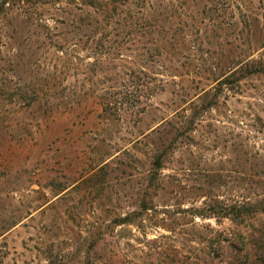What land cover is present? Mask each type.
Masks as SVG:
<instances>
[{"label": "rangeland", "instance_id": "374dc122", "mask_svg": "<svg viewBox=\"0 0 264 264\" xmlns=\"http://www.w3.org/2000/svg\"><path fill=\"white\" fill-rule=\"evenodd\" d=\"M158 2L177 12L178 28L194 29L162 45L165 67L155 64L142 102L107 120L94 97L134 75L65 68L94 61L100 0H0V264L253 257L264 227V0ZM116 35L112 52L129 73L155 42ZM248 202L258 212L236 222L196 213ZM129 214L134 223H115Z\"/></svg>", "mask_w": 264, "mask_h": 264}, {"label": "trees", "instance_id": "16d2710c", "mask_svg": "<svg viewBox=\"0 0 264 264\" xmlns=\"http://www.w3.org/2000/svg\"><path fill=\"white\" fill-rule=\"evenodd\" d=\"M143 1V0H142ZM155 4L153 0H134L132 2L133 9L131 8L124 10L125 5H127V0H100L98 4V9L101 10V19L97 20L100 25V36L97 38H93V44H96L91 53L94 55V61L89 64H80L76 65L73 63H66L65 68L75 69L76 72L84 74L81 70L82 66L84 69L86 68L87 71H92L94 75H97L100 72H115L113 77H121L123 75L129 76L134 75L133 79L137 81L131 82L130 85L122 84L121 89H117L116 86H107L103 90L102 94H98L94 98L97 100L98 106L101 110L100 117L111 120L112 117H118L119 111L121 107H123L126 103L131 104V106H135L142 102V93L143 91L140 89L142 86H145L144 83L147 85L150 83L147 80L155 77L158 75L155 71V67L158 65L160 68H164L163 64L161 63V59H156V57L160 58L163 55L164 47L162 45H169L171 48H175L178 43L180 42H187L193 29L190 28H178L179 16H177V12L175 10L167 9V6H163L162 3H159L158 0ZM148 3V8H144V4ZM87 4L90 7L96 6V0H87ZM139 8V11H134V8ZM203 10L209 9L207 2L202 4ZM221 7V6H220ZM217 8V7H216ZM111 27V28H110ZM125 29L128 28V32L119 31L120 28ZM124 27V28H123ZM133 29H138L133 30ZM141 33V36L145 37L146 35L153 37L155 44L153 45L154 48H149L147 50V54L144 52L139 53V61L134 62V68H131L129 73H127V65L123 66L120 65V60L123 58V55L119 56V54H115L112 52L114 47L111 45L115 41L116 34H124L125 38H128L129 41H134V36L137 33ZM96 37V36H95ZM179 41V42H178ZM112 42V43H111ZM74 47V46H72ZM99 48V49H98ZM102 48V50H101ZM98 49V50H97ZM144 49V48H143ZM153 49V50H152ZM101 50V51H100ZM100 51V52H97ZM64 52V51H61ZM102 55V56H98ZM116 55V56H114ZM157 62V63H156ZM118 63V64H117ZM151 64V65H150ZM156 64V66H155ZM70 65V66H69ZM72 65V66H71ZM155 70V71H154ZM159 71V70H158ZM97 73V74H96ZM112 75V74H111ZM93 81V80H92ZM93 88L96 89L97 84H104L103 81H100L96 84L93 82ZM135 88L136 91L132 92L130 89ZM70 90V89H69ZM95 93V92H94ZM72 94V90L66 95V99H70ZM39 97V94H36ZM35 95H31V98L36 97ZM22 97L25 99V95L22 94ZM58 97L56 101V108H59V99L61 96L59 93H56L54 98ZM64 98V97H63ZM56 100V98H55ZM69 102V101H68ZM70 103V102H69ZM54 104V103H53ZM164 160V152L163 153H156L154 156V160L151 163L155 170L160 169L162 162ZM103 170V167L100 171ZM152 178L153 176L150 175ZM93 180V179H90ZM142 211L147 208H141ZM258 202L256 203H244L243 205L240 204H233V205H209L204 210H199L196 213L201 216L206 217H219V218H230L232 221L236 222L238 219H241L243 216L246 215H253L258 212ZM264 211V208H262ZM130 218V214L127 216L120 217L116 220L117 225H124L126 223H134ZM259 238L257 239L254 246L255 249L253 253V257L251 255L245 254L244 261H239L241 264H264V227L257 231ZM227 242H230V239L226 238ZM244 244L242 248V252L244 250ZM240 251V250H239ZM68 260L62 259L58 260L57 262H51V264H66ZM70 263V262H69Z\"/></svg>", "mask_w": 264, "mask_h": 264}]
</instances>
